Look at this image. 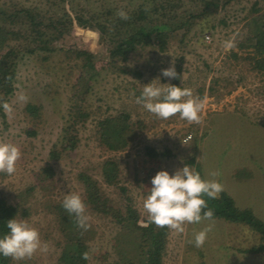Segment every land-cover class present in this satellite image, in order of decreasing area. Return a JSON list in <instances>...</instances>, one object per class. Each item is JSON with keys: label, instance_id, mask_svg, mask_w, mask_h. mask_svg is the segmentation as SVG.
I'll return each mask as SVG.
<instances>
[{"label": "rangeland", "instance_id": "rangeland-1", "mask_svg": "<svg viewBox=\"0 0 264 264\" xmlns=\"http://www.w3.org/2000/svg\"><path fill=\"white\" fill-rule=\"evenodd\" d=\"M153 1L0 0V25L34 35V24L23 15L25 9H30L37 15L34 26L41 32L38 38L41 41L32 45L52 48L20 50L21 43L27 42L23 38L11 39L0 47V58L12 46L20 50L15 57L14 90L7 98L11 109L0 108V141L17 145L21 153L14 174L0 172V197L11 202L22 200L24 191L34 185L24 201L30 213L21 219L38 228L42 241L48 245L47 251H37L31 257L11 258L12 264L56 263L64 236L55 214L45 207L46 197L60 200L73 191L84 198L83 184L77 178L79 172L97 178L105 194L122 205L120 189L104 179L108 159L118 162L120 183L127 186V194L139 210L140 222L147 218L143 200L150 192L151 178L161 169L175 172L190 159H194L189 164L193 170L200 164L206 179L218 180L238 206L252 208L264 220V77L245 69L246 61L241 60L234 67L235 58L230 56V51L252 53L251 48L240 44L252 17L258 13L251 12L256 0H233L220 6L198 18L183 40L180 32L172 34L166 50L154 45L140 47L127 61L118 59L113 68L99 28L80 24L79 19L92 22L109 16L113 19L119 16L118 9L132 13L142 5H153ZM258 5L264 6L263 0ZM9 15L15 16L14 21ZM87 31H94L95 35ZM228 40L233 42L231 48L225 47ZM71 49L97 54L95 72L84 95L78 82L83 71L82 58L68 56ZM45 55L49 57L44 59ZM179 57H183L179 85L190 88L193 97L202 103L199 122H189L179 113L167 119L158 118L136 102L143 84L157 77L154 81L157 85L172 84L174 77H165L162 69L175 66ZM118 66L126 67L127 72ZM217 77L221 85L224 79L236 81V88L220 97L211 94L210 87ZM21 96L24 98L20 99ZM76 103H81L89 116L75 123L76 146L68 148L65 135L73 122ZM28 105L39 108L36 122L29 118ZM122 112L146 126L135 125L137 134L125 149H108L100 143L99 120ZM31 128L35 133L28 132ZM148 146L154 147L158 154H149ZM47 164L54 167V185L49 194L37 184L36 176ZM214 171L218 175L212 176ZM87 212L96 230L93 238L88 239L87 264L114 263L119 256L112 239L120 226L111 217L88 207ZM183 229L170 228L164 264H264V251L253 250L259 245L260 236L244 223L203 217L199 222H185ZM203 229H208L204 244L196 247L189 243Z\"/></svg>", "mask_w": 264, "mask_h": 264}, {"label": "trees", "instance_id": "trees-1", "mask_svg": "<svg viewBox=\"0 0 264 264\" xmlns=\"http://www.w3.org/2000/svg\"><path fill=\"white\" fill-rule=\"evenodd\" d=\"M233 0H154L153 5H142L134 12H128V18L123 19L120 16L111 19L105 17L104 20L92 22L90 19H79L83 25L96 26L99 28L102 39L106 42L105 50L108 52L111 66H116L118 59L127 61L132 52L137 51L140 47L148 45L157 46L159 50L167 49L172 34H181V40L190 31L191 25L198 19L206 17L209 13L215 12L221 6L231 3ZM261 0H256L251 6V12H258L252 17V22L247 30L246 36L240 47L251 48L252 53L240 54L239 52L230 51V56L235 58V63L241 60L246 61L245 69L255 71L264 77V6H259ZM264 2V0H263ZM1 10V9H0ZM24 16H27L31 23L37 17L30 9H25ZM13 19V15H9ZM222 22H226L222 19ZM33 25L34 35L15 30L13 27L0 25V47H5L11 39L23 38L26 43H21L20 50L34 52L38 48L48 51L52 50L49 46L32 45L34 42L41 41L39 38L40 31ZM34 36L29 39L28 37ZM38 40V41H36ZM16 47H10L0 58V100H7L8 95L14 90V78L16 76L17 60L16 56L20 53ZM68 56L82 58L83 71L78 77L81 82L79 89L81 95L86 94L90 87V79L95 72V58L97 54L85 49H71L67 51ZM71 54V55H70ZM44 56V59L48 58ZM183 57L177 58L175 68L179 74L174 77L172 84L179 85L182 77ZM122 72H127L126 67L118 66ZM116 68V67H115ZM236 81L224 79L221 85L219 77L214 78L210 87L211 94L217 97L225 93H230L236 88ZM240 82V79L237 80ZM180 86V85H179ZM82 97L79 98L81 102ZM81 104V103H80ZM79 103H76V111H73V122L69 125L65 135L66 147L73 148L76 146L77 134L74 133L75 123L81 119H86L89 112L85 111ZM29 118L36 120L39 118V108L27 106ZM144 128L146 125L138 120L132 121L130 114L126 112L117 115H109L99 120L97 133L100 136V143L112 150L125 149L134 136L137 134L135 125ZM29 133H35V129H28ZM148 153L157 155L158 151L154 147L148 146ZM192 165L194 159L187 161ZM196 171H199L205 178L202 167L197 164ZM118 162L108 159L104 164V179L107 183L113 184L120 189L122 194V205L119 206L109 198L99 180L91 174L81 171L77 178L82 182L84 187V200L91 211L109 216L120 226V230L113 236L112 243L118 251L119 259L114 263L108 264H164V255L167 249L168 236L170 227L167 225L160 226L150 224L148 227L142 226L140 222L139 210L132 204L131 197L127 194V186L120 183ZM37 184L40 185L47 194L52 193L54 180V167L47 164L37 173ZM35 186L31 185L21 195L22 200L16 202L8 201L5 197H0V234L7 232L6 221L13 217L21 219L30 213V208L24 205L28 194L34 190ZM45 207L49 212L54 213L58 220L59 228L63 233L64 241L62 249L55 264H87L89 256L88 239L93 238L96 230L93 223L89 220L90 227L86 230L81 229L75 220L74 215L69 214L62 206L63 199L52 200L46 197ZM207 201V207L214 210V217L223 218L232 222L244 223L252 228L260 236V243L254 246L253 250L264 251V220L260 218L252 208L240 207L237 205L235 198L226 190H222L215 199L204 195ZM125 200V201H124ZM84 253H87L85 258ZM12 257L0 255V264H12Z\"/></svg>", "mask_w": 264, "mask_h": 264}, {"label": "clouds", "instance_id": "clouds-1", "mask_svg": "<svg viewBox=\"0 0 264 264\" xmlns=\"http://www.w3.org/2000/svg\"><path fill=\"white\" fill-rule=\"evenodd\" d=\"M117 15L127 19L129 14L121 8L117 10ZM232 46L231 40L225 42V47ZM162 72L165 77L179 75L174 64L162 69ZM157 78L143 84L144 87L136 97V102L158 118L167 119L179 113L180 117L189 122H199L202 103L199 98L193 97L192 90L171 83H166L169 84L168 87H162L154 83ZM0 108L9 111L11 105L7 100H0ZM20 155L17 145L0 141V172L14 174ZM211 175L216 176L218 173L214 171ZM222 190L223 185L218 180L204 178L189 164H184L175 172L161 169L151 178L150 192L143 200V209L147 212V218L141 224L144 227L153 223L160 226L167 225L183 231L185 222H199L203 217L214 215V210L207 207L204 195L215 199ZM62 206L69 214L74 215L81 229L86 230L90 227L87 205L79 192H67L63 197ZM6 227L8 231L0 234V255L22 260L31 257L37 251H47V242L42 241L39 229L32 226L28 220L13 217L6 221ZM207 231L208 229H203L196 232L189 243H193L196 247L202 246ZM87 255L84 253L85 258Z\"/></svg>", "mask_w": 264, "mask_h": 264}, {"label": "water", "instance_id": "water-1", "mask_svg": "<svg viewBox=\"0 0 264 264\" xmlns=\"http://www.w3.org/2000/svg\"><path fill=\"white\" fill-rule=\"evenodd\" d=\"M87 34H90V35H95V32L94 31H87Z\"/></svg>", "mask_w": 264, "mask_h": 264}, {"label": "built area", "instance_id": "built-area-1", "mask_svg": "<svg viewBox=\"0 0 264 264\" xmlns=\"http://www.w3.org/2000/svg\"><path fill=\"white\" fill-rule=\"evenodd\" d=\"M206 37H207L208 39H210V35H206Z\"/></svg>", "mask_w": 264, "mask_h": 264}]
</instances>
